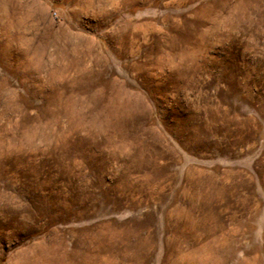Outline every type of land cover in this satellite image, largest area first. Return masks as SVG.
<instances>
[{
    "label": "rangeland",
    "instance_id": "obj_1",
    "mask_svg": "<svg viewBox=\"0 0 264 264\" xmlns=\"http://www.w3.org/2000/svg\"><path fill=\"white\" fill-rule=\"evenodd\" d=\"M0 264H264V0H0Z\"/></svg>",
    "mask_w": 264,
    "mask_h": 264
}]
</instances>
